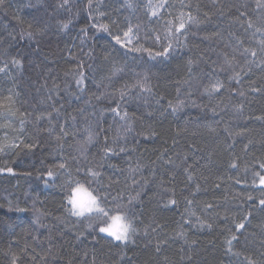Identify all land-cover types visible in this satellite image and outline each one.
<instances>
[{"label":"trees","instance_id":"obj_1","mask_svg":"<svg viewBox=\"0 0 264 264\" xmlns=\"http://www.w3.org/2000/svg\"><path fill=\"white\" fill-rule=\"evenodd\" d=\"M0 69V264H264V0H3Z\"/></svg>","mask_w":264,"mask_h":264},{"label":"snow or ice","instance_id":"obj_2","mask_svg":"<svg viewBox=\"0 0 264 264\" xmlns=\"http://www.w3.org/2000/svg\"><path fill=\"white\" fill-rule=\"evenodd\" d=\"M3 3V0H0V4ZM191 19V17H189ZM63 27H67V25H63ZM101 27H104L105 29L107 28L106 25H102ZM185 28V24L183 22V20H181L177 31H179L180 29H184ZM132 32V29L129 28L128 32L124 33L125 37H127L129 35V33ZM28 36L31 37L32 33H28ZM117 42H121L120 41V37L116 36L114 37ZM169 47H171V45L169 44ZM14 63H16L17 65L20 64V61H14ZM4 69H0V71H3ZM142 87H144V85H142ZM220 84L217 83L216 85H213V88H219ZM127 115V114H125ZM30 147V145L28 146ZM107 151H111V149H107ZM60 167H64V165H60ZM8 171H12L11 169H8ZM47 175L49 177L53 176V172L51 170L48 171ZM98 175L97 173H93V176ZM261 183L264 184V179L261 180ZM77 195L75 197H70V202L72 204V208L68 209V211L72 212L73 214L77 215V216H83L86 212L87 213H91L93 211L94 208H99V203H98V198L96 196L91 195V193L87 194V200H82L80 198V193L83 191L82 187H77L75 189ZM172 203H175V201H171ZM261 204H264V200L261 201ZM102 211V209H101ZM112 223L106 227H101L100 231L101 232H106L109 233L112 237H114L116 240L118 241H127L130 238V233L134 231V229L132 228L131 222L127 221L126 218L121 215V214H117L115 216L111 217ZM239 228H243L244 225L243 224H239L238 225ZM232 239H236L235 236L232 237ZM230 243V242H229Z\"/></svg>","mask_w":264,"mask_h":264},{"label":"rangeland","instance_id":"obj_3","mask_svg":"<svg viewBox=\"0 0 264 264\" xmlns=\"http://www.w3.org/2000/svg\"><path fill=\"white\" fill-rule=\"evenodd\" d=\"M165 4H166V1H165V2L163 3V5L161 6V10L164 9ZM170 6H173L172 9L174 10V11L172 12V16L175 17V18H177L178 21H179L178 26H179L181 20H183L184 24H186L187 20L190 19L189 17H191V14H190L189 12H187L185 9L180 8V6H182V4L179 3L178 1L173 2V4L171 3ZM178 7H179V8H178ZM173 17H172V18H173ZM170 22H171V21H170ZM182 30H183V29H180L179 31H182ZM167 32H169V34L172 35V31L169 30V28L167 29ZM77 187H82V189H83V191L80 193V198H81L82 200H87V194H88V193H91V195L94 196V194H93L89 189L85 188L83 185H81V184L78 183V184H76V185L73 187L71 197H75V196L77 195V193H76V191H75V189H76ZM70 205H71V208H72V204H71V202H70ZM99 211H101L100 207H99V208H94L93 211H92L91 213H87V212H86L84 215H86V214H94V213L99 212ZM115 215H117V214H115ZM115 215H114V216H115ZM121 215H123V214H121ZM123 216H124V215H123ZM124 217H125V216H124ZM111 223H112V220H110L109 224L104 225V226H102V227H106V226L110 225ZM102 233L105 234V235H107V236L112 237L109 233H106V232H102ZM112 238H114V237H112ZM114 239H115V238H114Z\"/></svg>","mask_w":264,"mask_h":264}]
</instances>
